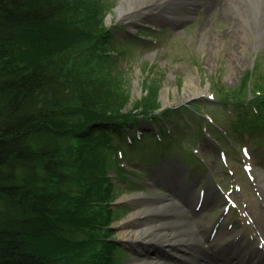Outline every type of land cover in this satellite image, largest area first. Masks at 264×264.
I'll list each match as a JSON object with an SVG mask.
<instances>
[{"label":"trees","instance_id":"16d2710c","mask_svg":"<svg viewBox=\"0 0 264 264\" xmlns=\"http://www.w3.org/2000/svg\"><path fill=\"white\" fill-rule=\"evenodd\" d=\"M108 7L0 0V264H121L126 249L112 240L111 224L127 207L112 202L137 190L139 175L119 158L136 153L146 168L173 150L191 156L174 142L185 137L178 128L137 136L130 126L158 117L179 124L173 106L156 112V100L144 99L122 112L112 105V95L127 99L110 78L116 61L164 30L121 37L114 30L123 23L101 19ZM215 89L214 105L231 110L225 131L233 144L243 133L264 137V73L247 70L231 91ZM199 106L178 110L190 108L192 121L208 124Z\"/></svg>","mask_w":264,"mask_h":264},{"label":"rangeland","instance_id":"374dc122","mask_svg":"<svg viewBox=\"0 0 264 264\" xmlns=\"http://www.w3.org/2000/svg\"><path fill=\"white\" fill-rule=\"evenodd\" d=\"M100 1H103L105 6L107 4L109 6L108 11L101 17L107 25L111 24L112 20L113 23L116 20L117 25L120 22L127 24L125 29L115 30L121 37L127 36L126 34L140 27L155 25L151 17L138 20L127 12L119 16L117 7L121 0ZM235 1L239 3L242 0ZM169 7L172 8L174 5ZM251 15L253 12L245 1L240 9L237 7L230 8V11L224 9L218 16L208 14L202 7H196L190 15L174 23L171 29L158 32L156 39L152 36L147 37L149 40L152 39L153 43L146 47H130L124 54V58L118 56L119 59L114 65L116 68L112 73L114 78L110 77L114 79L113 84L115 82V85H118L119 92L124 91V96H127V99L117 95H112L111 98L112 105L120 106L122 112L132 109L134 103L144 99L146 101L155 99L161 109L175 106V116L181 121L177 127L175 122L167 117L156 118V120L145 118L138 123L151 122L150 124L156 127L161 125L171 133H175V129L178 128L176 133L183 134L185 137L180 135L179 137L182 138L174 142L188 148L190 153L192 152L191 156L186 154L187 150L184 152L181 150V153L173 150L162 158L158 157L159 159L153 161L148 169L140 168L141 162L136 153L130 161L124 156L119 159L128 171L143 175L139 187H143L144 190L134 192V196L161 197L167 193L165 178H168L169 182L172 180L171 182L178 183L182 191H186L187 194L192 192L193 196L202 190L203 196L217 193L219 199L215 205L201 210L199 216L193 221L196 227L205 226L206 236H209L213 223L219 220L223 223L218 232L219 237L209 240L208 246L216 244L218 247V243L232 240L236 249L245 248L253 243V240H250L252 237H264V195L260 190L264 183V176L259 177L256 172L259 168L264 171V139L259 136L260 139L254 138L255 140L249 141L245 138L236 142L238 147L235 150H228L222 144L217 147L214 144L216 137H211L204 130L200 131L197 122L191 121V109L185 108L183 109L185 112L181 114L178 107L189 101H196L205 107L202 113L215 114L218 118H214V123L207 128L208 131L212 127L215 132H218L217 126L230 125V117L227 116L222 105L213 103L212 106L211 95L213 88L225 93L237 87L241 76L247 69L252 68L256 59L259 65L257 72L261 70L264 73V37L258 44L255 43L254 37L258 31L256 20L253 16L249 17L250 21L244 20V16ZM234 21L241 24V33L231 28ZM226 31H230V34ZM233 45H240L238 54L233 53L231 49ZM190 81L198 88L197 92L191 95L187 94V87L191 86ZM207 105L210 107L208 108ZM225 139L227 140L226 137ZM182 156L190 157L192 162L184 166L181 161ZM246 163H249L253 169L252 179L244 171L243 167ZM227 191H231L230 197L238 208H231L229 214L222 215L219 214V209L225 204L223 195L228 193ZM127 194L129 193H123L121 197H126ZM122 199L124 197L119 198V200ZM138 200L137 198L126 200L128 202L126 207L131 208L130 210L135 209L139 205ZM127 208L120 212L119 219L124 213L126 215ZM117 219L111 224V238L120 245L123 243L120 242L119 235L116 233V223L119 221ZM123 245L128 248V254L122 253L121 264H129L135 257V253L130 246Z\"/></svg>","mask_w":264,"mask_h":264},{"label":"bare ground","instance_id":"6f19581e","mask_svg":"<svg viewBox=\"0 0 264 264\" xmlns=\"http://www.w3.org/2000/svg\"><path fill=\"white\" fill-rule=\"evenodd\" d=\"M244 1L253 12L251 16H244V20L250 21L252 16L255 18L258 31L254 39L258 44L264 36V0H242L239 3L235 0H172V11L188 16L194 12V8L202 7L208 14L218 16L224 9H240ZM164 5V0H121L118 2L117 12L119 16L127 12L134 17L156 12L161 17ZM244 7L246 8L245 5ZM231 28L237 33L242 32L241 24L235 21ZM226 32L230 34V31ZM231 49L238 54L240 45H233ZM189 85L187 94L197 92V86H193L196 84L190 81ZM257 175L263 177L264 171L259 168ZM171 181L168 178L164 181L167 193L161 197H137L138 207L132 210L129 208L126 215L122 213L123 217L117 219L116 233L120 242L130 246L135 253L129 264H238L239 260L233 255L229 256L230 253L227 252L234 245L231 241L220 243L221 246H215L213 251L198 248V244L206 237V228L203 225L196 227L193 221L201 210L215 205L219 199L218 194H207L199 201L200 195L193 196L192 192L187 194L178 183ZM123 197L127 200L134 197V194L120 198ZM115 200H119V196ZM147 244L150 245L147 247Z\"/></svg>","mask_w":264,"mask_h":264},{"label":"water","instance_id":"95a60500","mask_svg":"<svg viewBox=\"0 0 264 264\" xmlns=\"http://www.w3.org/2000/svg\"><path fill=\"white\" fill-rule=\"evenodd\" d=\"M169 3L172 4V0L165 1V5L163 6L162 10H165V8L167 7V5H168ZM158 16H159V14H157L156 12H152V13H148V15H143L142 17H144L145 19L150 18V17H155V18H154V19H155V20H154L155 23H159V24L163 23L162 18H161V17H158ZM140 17H141V16H140Z\"/></svg>","mask_w":264,"mask_h":264}]
</instances>
